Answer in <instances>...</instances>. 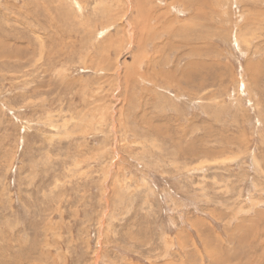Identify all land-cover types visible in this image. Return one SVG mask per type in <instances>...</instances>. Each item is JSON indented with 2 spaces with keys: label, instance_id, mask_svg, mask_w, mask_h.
I'll return each instance as SVG.
<instances>
[{
  "label": "rangeland",
  "instance_id": "rangeland-1",
  "mask_svg": "<svg viewBox=\"0 0 264 264\" xmlns=\"http://www.w3.org/2000/svg\"><path fill=\"white\" fill-rule=\"evenodd\" d=\"M0 264H264V0H0Z\"/></svg>",
  "mask_w": 264,
  "mask_h": 264
},
{
  "label": "bare ground",
  "instance_id": "bare-ground-1",
  "mask_svg": "<svg viewBox=\"0 0 264 264\" xmlns=\"http://www.w3.org/2000/svg\"><path fill=\"white\" fill-rule=\"evenodd\" d=\"M242 50V49H241Z\"/></svg>",
  "mask_w": 264,
  "mask_h": 264
}]
</instances>
